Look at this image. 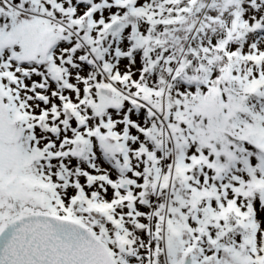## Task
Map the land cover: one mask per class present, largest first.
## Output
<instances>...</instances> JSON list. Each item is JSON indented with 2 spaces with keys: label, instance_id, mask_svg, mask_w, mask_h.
<instances>
[{
  "label": "snow or ice",
  "instance_id": "1",
  "mask_svg": "<svg viewBox=\"0 0 264 264\" xmlns=\"http://www.w3.org/2000/svg\"><path fill=\"white\" fill-rule=\"evenodd\" d=\"M0 264H264V0H0Z\"/></svg>",
  "mask_w": 264,
  "mask_h": 264
}]
</instances>
